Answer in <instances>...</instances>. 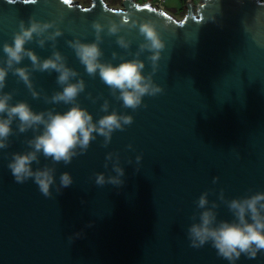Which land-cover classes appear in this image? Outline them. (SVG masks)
Here are the masks:
<instances>
[{
	"label": "water",
	"instance_id": "1",
	"mask_svg": "<svg viewBox=\"0 0 264 264\" xmlns=\"http://www.w3.org/2000/svg\"><path fill=\"white\" fill-rule=\"evenodd\" d=\"M61 15L63 35L55 50L86 83L78 103L95 121L105 114L100 108L107 99L109 112L132 115L134 122L115 131L107 147L97 136L86 153L68 165L57 164L52 197H45L32 180L14 181L7 167L11 154L29 150L26 140L34 133H18L13 123L10 147L0 150V264H229L210 243L190 247L187 229L205 191L211 190L209 201L219 204L217 219L228 221L233 216L218 199L221 189L226 199L264 192V0H188L180 18L135 0H123L119 7L105 0L87 5L77 0H0V60L5 58L3 44L12 42L21 20L27 26L30 16L52 21ZM121 17L155 21L165 41L153 77L164 91L145 96L147 107L135 111L111 96L98 74L90 77L66 43L76 38L92 42L93 21L107 25ZM119 35L132 41V53L143 42L138 27L122 28L113 36L105 29L100 45L104 61L119 64L113 52L133 58L116 44ZM51 43L41 48L32 41L26 47L43 59L51 56ZM147 55L140 57L145 74L151 71ZM30 65L25 58L18 66ZM56 76L33 72V84L42 93L38 99L11 73L4 91L13 93L12 103L26 101L36 112L62 113L71 105L43 99L62 90ZM88 93L101 98L93 103ZM109 152L119 153L125 171L119 188L95 184V173L115 175L112 162L104 167ZM137 155L142 156L139 164ZM45 164L51 161L41 155L40 165L33 168ZM63 172L71 173L74 182L57 194ZM213 177H219L215 184ZM78 232L82 236L70 243L68 237ZM237 264H264V252L256 259L242 256Z\"/></svg>",
	"mask_w": 264,
	"mask_h": 264
},
{
	"label": "clouds",
	"instance_id": "2",
	"mask_svg": "<svg viewBox=\"0 0 264 264\" xmlns=\"http://www.w3.org/2000/svg\"><path fill=\"white\" fill-rule=\"evenodd\" d=\"M37 3V0H33ZM47 3V0H45ZM57 20L40 21L30 16L27 22H19V31L15 32L11 43L3 44L5 58L0 60V150L10 147V137L14 134L13 123H16L18 133H26L31 130L34 135L26 140L27 151L14 152L7 167L11 171L14 181L23 184L32 180L45 197H52L51 188L56 184V165L63 162L68 165L74 157L87 152L91 142L97 136L103 137L102 147H107L112 140L113 133L117 130L124 131L126 126L134 122L132 115L119 113L116 110L109 112L110 104L104 100L100 110L105 113L94 121L93 115L78 103V97L85 92L86 83L79 78V73L67 65V58L56 49L58 37L63 35ZM91 27L95 30V39L92 42H83L76 38L66 43L73 49L75 56L84 66L90 77L99 75L100 80L109 89L110 95L117 101H122V106L135 111L143 104L145 96L154 97L163 93L164 88L157 84L153 77L158 70V62L161 52L165 48L158 24L153 20L138 21L121 17L119 21L110 19L108 24H102L98 20L93 21ZM139 29L143 42L138 45L137 51H130L132 41L123 35L117 36L116 44L125 50L132 59L118 57L112 53V59L119 58V64L102 59L104 53L100 47L103 42L102 33L107 30L108 36L117 35L122 28ZM35 41L39 47L44 48L46 42H52L53 52L47 58H41L35 51L27 48L29 42ZM149 53L146 59L151 64V71L145 74V60L140 59L143 53ZM28 58L31 65L20 67L18 65ZM35 71L57 73L56 83L62 88L55 91L50 97L43 95L45 103L71 105L65 112H57L52 109L36 112L26 101L12 103L13 93L5 92L7 77L13 74L22 81L34 99L41 97L32 80ZM102 95V94H101ZM88 99L96 103L101 96L93 97L88 93ZM132 149V144L127 146ZM51 161L43 167L33 168V164L40 165V156ZM142 160L141 155L135 157L136 164ZM119 153L109 152L105 157L104 167L108 168L112 162V171L115 175L106 176L103 172L95 173V184L105 186L111 184L122 187L125 183L122 179L125 175L124 168L120 165ZM132 164V161H128ZM139 172L138 169H136ZM219 177H213V183H217ZM73 176L69 172H63L59 176V184L56 193L73 184ZM210 191L203 192L195 202L197 211L193 213L194 221L187 229V237L190 247L199 249L205 244H211L216 250L217 256L227 260L229 264H237L242 256L247 259H256L258 254L264 252V192H255L250 196L226 199L224 190L219 193V201L232 213L233 219L218 220L216 209L219 204L209 201ZM84 203V201H82ZM202 210V211H200ZM198 217V222H197ZM91 226L90 224L88 225ZM82 232L68 237L70 243L80 238Z\"/></svg>",
	"mask_w": 264,
	"mask_h": 264
},
{
	"label": "crops",
	"instance_id": "3",
	"mask_svg": "<svg viewBox=\"0 0 264 264\" xmlns=\"http://www.w3.org/2000/svg\"><path fill=\"white\" fill-rule=\"evenodd\" d=\"M79 3L83 5H87L90 3V0H77ZM107 4L113 7H119L121 6V3L123 0H105ZM138 3H151L153 5H157V0H135ZM194 2H199L201 0H193ZM164 10L167 12L175 15L176 17L183 16L185 12V3L182 0H163L161 3ZM178 13H177V12Z\"/></svg>",
	"mask_w": 264,
	"mask_h": 264
},
{
	"label": "built area",
	"instance_id": "4",
	"mask_svg": "<svg viewBox=\"0 0 264 264\" xmlns=\"http://www.w3.org/2000/svg\"><path fill=\"white\" fill-rule=\"evenodd\" d=\"M162 1L163 0H157V5H155V6L160 7V8H163L162 5H161ZM183 1H184L185 5H186V3H187L188 0H183ZM189 2H193L195 4H198L200 1L199 2H194L193 0H189Z\"/></svg>",
	"mask_w": 264,
	"mask_h": 264
},
{
	"label": "snow or ice",
	"instance_id": "5",
	"mask_svg": "<svg viewBox=\"0 0 264 264\" xmlns=\"http://www.w3.org/2000/svg\"><path fill=\"white\" fill-rule=\"evenodd\" d=\"M70 2V0H64V3H69Z\"/></svg>",
	"mask_w": 264,
	"mask_h": 264
},
{
	"label": "rangeland",
	"instance_id": "6",
	"mask_svg": "<svg viewBox=\"0 0 264 264\" xmlns=\"http://www.w3.org/2000/svg\"><path fill=\"white\" fill-rule=\"evenodd\" d=\"M177 12V11H176ZM178 13V12H177Z\"/></svg>",
	"mask_w": 264,
	"mask_h": 264
},
{
	"label": "trees",
	"instance_id": "7",
	"mask_svg": "<svg viewBox=\"0 0 264 264\" xmlns=\"http://www.w3.org/2000/svg\"><path fill=\"white\" fill-rule=\"evenodd\" d=\"M183 1V0H182Z\"/></svg>",
	"mask_w": 264,
	"mask_h": 264
}]
</instances>
